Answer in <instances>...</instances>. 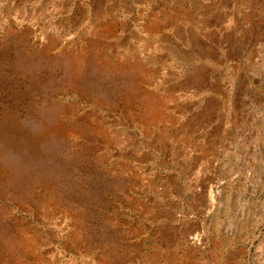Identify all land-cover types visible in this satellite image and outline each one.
Here are the masks:
<instances>
[{
  "label": "rangeland",
  "instance_id": "374dc122",
  "mask_svg": "<svg viewBox=\"0 0 264 264\" xmlns=\"http://www.w3.org/2000/svg\"><path fill=\"white\" fill-rule=\"evenodd\" d=\"M0 264H264V0H0Z\"/></svg>",
  "mask_w": 264,
  "mask_h": 264
}]
</instances>
